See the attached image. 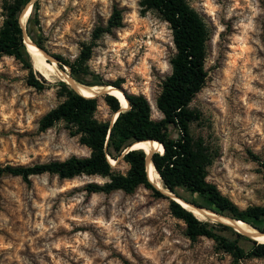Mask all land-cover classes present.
<instances>
[{
  "label": "rangeland",
  "instance_id": "obj_1",
  "mask_svg": "<svg viewBox=\"0 0 264 264\" xmlns=\"http://www.w3.org/2000/svg\"><path fill=\"white\" fill-rule=\"evenodd\" d=\"M12 1L0 0V28L5 6ZM140 1L29 0L22 29L29 41L32 35L51 57L61 56L69 64L77 61L82 46L91 44V57L82 65L84 74L73 79L78 87L85 86L81 83L120 84L126 93L143 95L152 107V119L158 120L162 116L155 100L171 74L175 48L169 25L154 10L141 13ZM34 2L38 3L36 27L30 19ZM187 3L209 32L208 77L189 105L199 114L190 125L192 138H202L217 152L206 180L240 211L263 206L264 0ZM113 8L121 12L122 27L93 42L92 32L106 27ZM29 56L37 76L45 78L41 76L42 90L27 85L28 68L21 60L0 57V167L88 157L90 150L69 135L63 122L39 130L40 119L64 100L59 82H67L69 67L49 62L60 75L48 79L35 68L31 52ZM94 87L105 88L90 86ZM96 98L95 119L112 120L114 114L103 95ZM111 162L115 173L128 170L121 158ZM107 181L99 176L59 179L42 174L31 176L26 185L20 177L4 175L0 182V264H234L231 254L214 240L191 241L186 236V225L171 214L166 195L154 196L143 187L131 194L85 191L88 183ZM198 220L243 250L245 257L238 264H264V256L250 255L253 238L233 227L218 226L225 223L223 218Z\"/></svg>",
  "mask_w": 264,
  "mask_h": 264
},
{
  "label": "trees",
  "instance_id": "obj_2",
  "mask_svg": "<svg viewBox=\"0 0 264 264\" xmlns=\"http://www.w3.org/2000/svg\"><path fill=\"white\" fill-rule=\"evenodd\" d=\"M28 4L29 0H13L5 6V18L0 28V57L12 56L21 60L28 68L27 85L42 90L44 77L37 76L33 70L27 47L23 44L20 17ZM139 6L141 13L156 11L172 32L175 54L170 59L171 74L162 82L161 91L155 100L156 109L162 117L158 120L152 119V107L143 95L126 93L120 84L112 83L109 85L122 91L127 107L121 110L122 103L114 95L103 96L111 113H118V116L114 123L112 120L99 122L94 117L97 98L79 95L66 83L59 82L64 100L40 119L39 130L44 132L63 122L69 135L78 137V142L90 150V155L72 156L64 161H50L33 166L0 167V182L4 175L20 177L26 185H30L31 176L42 174L54 175L59 179H73L82 175L99 176L108 178V181L103 184L88 183L85 186L88 194H109L113 191L131 194L137 188L143 187L150 190L154 196L163 197V191L157 189L148 179L145 151H128L134 143L155 141L161 144L163 151H152L149 160L160 177L164 191H169L192 206L245 222L264 233V205L251 206L240 211L215 185L208 183L207 169L217 157V152L202 138L194 140L190 134V125L199 119V114L191 110L189 105L205 86L208 77L205 70L206 42L209 36L206 24L188 5L187 0H141ZM37 11L38 3L34 2L30 19L35 21V27L38 24ZM122 20L120 10L113 8L106 27H97L92 32V41L122 27ZM31 38L38 48L45 50L38 39L32 35ZM91 53V44L82 46L74 64H69L58 55L52 57L59 67L68 66L70 77L76 79L77 75L84 74L82 65L91 57ZM81 84L89 87L107 85ZM120 158L128 165L124 174L115 173L111 165V159L118 163ZM165 197L170 200L171 214L185 223L186 236L191 241L200 237L214 240L231 254L234 264H238V260L245 257L243 250L235 242L226 241L208 224L198 220L193 212L183 208V205L173 201L170 196ZM217 225L224 229L230 228L222 223ZM250 255L264 256V243L257 244L254 241Z\"/></svg>",
  "mask_w": 264,
  "mask_h": 264
},
{
  "label": "bare ground",
  "instance_id": "obj_3",
  "mask_svg": "<svg viewBox=\"0 0 264 264\" xmlns=\"http://www.w3.org/2000/svg\"><path fill=\"white\" fill-rule=\"evenodd\" d=\"M28 12V10H27ZM26 12V14H27ZM26 14L22 17V19L26 16ZM29 39L25 38V45L27 43V48L29 50V52H31V54L34 56V58L36 59V64L37 67L35 65V68H37L39 70L40 73H42L46 78L51 79L53 77H57L58 75H60L59 71H56L55 66L51 65L49 62H46L41 56V53L38 52V50L31 46L29 44ZM64 77V76H63ZM58 78V77H57ZM65 79V78H64ZM111 87L107 86V87H94V88H82V87H78L77 89L80 92L81 95L85 96V97H92L94 95H98L99 92L101 90H110ZM112 95H114L115 97L119 98V100L121 101L123 106H127L126 101L124 100L123 96L121 95L120 92L118 91H113L111 93ZM155 151H163V147L160 146L158 143H155L154 146H151V144L146 143V142H142V143H137L135 145H133V147L131 149H140V150H144L146 151V153H148L151 149ZM113 165V164H112ZM148 176H149V180H151L152 182H154L158 187H161L160 184V179H159V175L157 174V172L155 171L153 164H148ZM177 202H179L181 205H183V207H185L186 209L190 210L191 212H193L194 214H196V216L199 219H205L206 217L209 218H220L212 213L209 212H198L196 210H193L192 208L188 207L187 205L181 203L180 201L177 200ZM221 219V218H220ZM225 223H230L228 220L224 219ZM232 226L235 230L239 231V232H246L248 234H250L251 238H253L255 241H259L260 243H264V236H260L257 237V231L254 228H251L250 226H248L247 223L244 222H240L238 221L237 223H232Z\"/></svg>",
  "mask_w": 264,
  "mask_h": 264
},
{
  "label": "water",
  "instance_id": "obj_4",
  "mask_svg": "<svg viewBox=\"0 0 264 264\" xmlns=\"http://www.w3.org/2000/svg\"><path fill=\"white\" fill-rule=\"evenodd\" d=\"M30 8V5L28 4L27 6H26V8H24V10H23V12H22V15H21V17H20V24H21V19H22V17L26 14V12H27V10ZM21 26H22V24H21ZM25 38H28V36H27V32H26V30L25 29H23V39H24V41H23V44L25 45ZM29 44L31 45V46H33V47H35L37 50H38V52H40L41 53V55L44 57V58H46V60L48 61H50V63H53V62H56L57 64H58V62L53 58V57H51L49 54H48V52L47 51H45V50H42V49H40V48H38L33 42H29ZM26 48V47H25ZM26 51H27V53L29 54V52H28V50L26 49ZM67 85H69L76 93H78L79 95H81L80 94V92L78 91V89H77V83L71 78V77H68L67 78V82H65ZM105 87H107V86H105ZM109 87H111L110 88V90H106V89H104V90H101L100 91V95H103V96H105V95H112L111 93L113 92V91H118V92H120L121 93V95L123 96V98H124V95H123V93H122V91H120V90H118V89H115V88H113L112 86H109ZM82 88H85V89H88V88H90V87H86V86H82ZM98 95H94V96H92L93 98L94 97H97ZM113 96V95H112ZM115 97V96H114ZM124 100H125V98H124ZM119 101V100H118ZM126 101V100H125ZM126 104H127V102H126ZM127 107V106H126ZM126 107L125 108H122L121 107V104H120V108H121V110H125L126 109ZM118 116V113H115L114 114V116H113V119H112V123H114V121H115V119H116V117ZM146 143H149V144H151V146H154V144L155 143H158V142H155V141H145ZM138 143H142V142H138ZM135 144H137V143H134V144H132L131 146H130V148L128 149V151H130V149H131V147L133 146V145H135ZM159 144V143H158ZM160 146H161V144H159ZM152 151H155L154 150V148H153V150L151 149L148 153H146V152H144L146 155H147V167H148V164H152L151 163V161L149 160V154L152 152ZM155 152H157V151H155ZM111 164V163H110ZM112 165V164H111ZM112 166H114V165H112ZM149 179V178H148ZM159 179H160V177H159ZM157 189H159V190H161V191H163V193L165 194V195H168V196H170L171 197V199L173 200V201H175V202H177V200L178 201H180L181 203H183V204H185V205H187L188 207H190V208H192L193 210H196V211H198V212H201V213H203L204 214V212H209V213H212V214H214V215H216V216H218L217 214H215V213H213V212H211V211H209V210H206V209H201V208H197V207H195V206H192V205H190V204H188V203H185V202H183L182 200H180L179 198H177V197H175V196H173L169 191H164L163 189H162V187H158L154 182H152L151 180H149ZM178 204H180L179 202H177ZM181 205V204H180ZM182 206V205H181ZM183 207V206H182ZM183 208H185V207H183ZM186 209V208H185ZM188 211H190V210H188ZM218 217H220V218H223V219H226V220H228L230 223H223V222H220V223H222V224H224V225H227V226H229V227H233L232 226V223H237L239 220H233V219H230V218H226V217H223V216H218ZM240 222H242V221H240ZM245 223V222H244ZM248 226H250V225H248ZM251 228H253L252 226H250ZM255 229V228H254ZM256 231H257V234H256V236L257 237H260V236H264V233L263 232H260V231H258L257 229H255ZM244 236H247V237H249L250 239H252L251 238V236H250V234H248V233H246V232H241ZM254 241V240H253ZM258 243V242H257Z\"/></svg>",
  "mask_w": 264,
  "mask_h": 264
}]
</instances>
